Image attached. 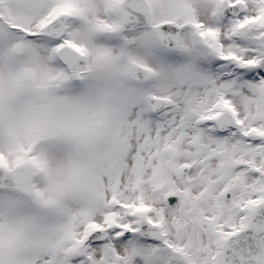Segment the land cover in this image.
Masks as SVG:
<instances>
[{
	"label": "snow or ice",
	"instance_id": "obj_1",
	"mask_svg": "<svg viewBox=\"0 0 264 264\" xmlns=\"http://www.w3.org/2000/svg\"><path fill=\"white\" fill-rule=\"evenodd\" d=\"M0 264H264V0H0Z\"/></svg>",
	"mask_w": 264,
	"mask_h": 264
}]
</instances>
